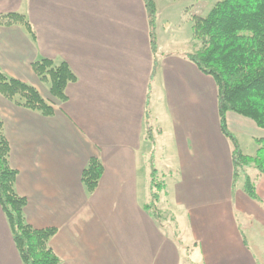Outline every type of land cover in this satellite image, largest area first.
I'll list each match as a JSON object with an SVG mask.
<instances>
[{
    "label": "crops",
    "instance_id": "obj_1",
    "mask_svg": "<svg viewBox=\"0 0 264 264\" xmlns=\"http://www.w3.org/2000/svg\"><path fill=\"white\" fill-rule=\"evenodd\" d=\"M11 13L35 39L0 26V70L37 88L55 115L0 95L2 133L26 221L57 230L49 246L60 264H264V177L251 172L259 200L244 181L233 187L217 87L186 59L189 45L170 51L158 40L155 56L143 0H0V16ZM42 59L76 75L66 101L35 75ZM228 127L255 156L264 129L235 113ZM93 158L104 173L90 193L82 174ZM151 161L165 184L162 224L145 207ZM0 264H23L1 205Z\"/></svg>",
    "mask_w": 264,
    "mask_h": 264
},
{
    "label": "trees",
    "instance_id": "obj_2",
    "mask_svg": "<svg viewBox=\"0 0 264 264\" xmlns=\"http://www.w3.org/2000/svg\"><path fill=\"white\" fill-rule=\"evenodd\" d=\"M143 1L148 16L151 48L153 54L158 56L157 2ZM17 25L24 26L35 39L33 27L25 16L17 13L0 16V26ZM192 31L194 41L200 48L187 53L185 57L216 84L221 132L234 148L233 187L244 181L247 196L259 200L251 172L264 177V140H257L260 148L255 156L244 154L237 138L229 130L228 114L245 117L264 129V0H218L207 16L195 19ZM32 68L43 83L50 85L54 98L67 100V86L77 80L68 63L56 64L51 59H42L35 62ZM157 69L156 59L153 78ZM0 95L46 117L55 115L54 107L37 88L1 70ZM2 131L3 124L0 122V205L11 227L21 260L23 264H60V259L49 246L57 230H37L26 221L27 200L15 191L18 172L9 165L11 148ZM147 139L153 140L150 131ZM149 168V202L145 207L162 224L158 203L165 184L160 180L153 161ZM103 173L102 163L93 158L82 174V182L88 192H95Z\"/></svg>",
    "mask_w": 264,
    "mask_h": 264
},
{
    "label": "rangeland",
    "instance_id": "obj_3",
    "mask_svg": "<svg viewBox=\"0 0 264 264\" xmlns=\"http://www.w3.org/2000/svg\"><path fill=\"white\" fill-rule=\"evenodd\" d=\"M217 1L159 0L157 22L159 44L170 51H184L187 45H189V53L198 50L200 45L194 41L192 31L195 19L199 16H207ZM241 145L245 153L255 151L246 138L241 139ZM159 178L161 179L160 174Z\"/></svg>",
    "mask_w": 264,
    "mask_h": 264
}]
</instances>
